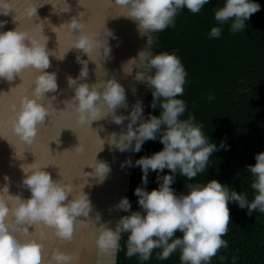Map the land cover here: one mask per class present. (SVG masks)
<instances>
[{
  "label": "clouds",
  "instance_id": "1",
  "mask_svg": "<svg viewBox=\"0 0 264 264\" xmlns=\"http://www.w3.org/2000/svg\"><path fill=\"white\" fill-rule=\"evenodd\" d=\"M208 3L209 0H114L121 16L136 22L138 31L144 36L174 26L179 10L186 8L197 14ZM68 10L67 7L64 12ZM259 10L260 5L254 0H224L223 6L215 10V20L221 25L231 20V31L235 33L245 29V21ZM9 11H13V3L0 0V13L7 15ZM22 14L29 20L39 19L37 7L27 0ZM59 27L66 29L70 37L68 49L60 57L47 49L48 37L43 35L42 25L35 32L18 27L0 32V79L10 82L26 70L37 73L32 82V98H21L20 106L10 121L13 133L28 145L35 141L46 117L56 112L50 101L47 105L41 102L45 100L46 93L58 89L56 73L46 71L51 67L49 56L63 60L66 53L75 49L94 62V54L110 57L108 38L116 39L105 24L103 32H87L85 21L79 18V14ZM55 28L53 26V32ZM221 32V27H212L209 36L219 38ZM76 61L82 67L76 78L67 77V84L74 95L65 101L62 111L70 109L69 114H74L75 122L90 129L94 121L109 120L122 125L128 120L126 130L113 132L106 139L111 148L120 152H140L145 141H155L159 137L162 150L137 159L135 165L142 171L144 185L148 183L149 170L159 173L168 169L172 173L158 175L160 183L156 189L146 191L137 187L134 195L138 197L140 210L121 216L114 228L108 227L110 221L100 223V214L95 213L92 225L96 232L95 247L100 255L109 258L110 264H115L122 233H127L125 254L128 258L138 255L140 260L148 261L153 250L160 249L157 258L166 260L179 249L181 264H207L221 248L228 247L222 237L227 234L231 221L230 201L237 202L241 209L247 208L248 215L257 210L264 213V152L256 154L254 165H248V171L255 178L251 183L255 192L251 202L246 193L229 191L215 179L202 185L186 184L187 194L177 195L171 187L177 173L189 181L205 173L210 156L218 150V146L202 132L203 126L194 123V116L181 119L186 103L177 97L184 93L187 73L175 54L165 52L153 56L142 50L137 58L128 60L123 66L126 75H131L133 69L141 65L154 69L151 75L138 72L135 75V80L146 83L151 89V106L156 108V101H159V114H149L147 119L143 117L140 101L132 106L128 116L117 115V109L128 108L123 86L114 78L91 85L78 83L88 77V61L82 60L80 55L76 56ZM208 99L211 101L215 97L210 95ZM100 130H104L103 126ZM59 134L55 139L57 143ZM101 141L98 152L105 144V140ZM78 145L75 149L83 152ZM68 151L71 150L64 152ZM125 164L131 167L132 161L126 160ZM86 166L92 171L86 173L87 180L79 191L71 181H54L43 170L48 165L41 166L34 161L20 166L24 174L22 186L30 191L31 196L23 199L10 195L7 187L0 189V264H73V257L59 250L45 257L43 243L36 239H21V236L30 235L29 227L44 225L60 240L73 239L75 226L84 223L77 218H90L89 213L93 212L91 200L83 191L84 186L89 184V178L98 184L103 183L111 172L109 164L97 160L96 155L94 162ZM130 208L126 197L115 205L116 210L125 213H129ZM177 232L182 235L177 237Z\"/></svg>",
  "mask_w": 264,
  "mask_h": 264
},
{
  "label": "water",
  "instance_id": "2",
  "mask_svg": "<svg viewBox=\"0 0 264 264\" xmlns=\"http://www.w3.org/2000/svg\"><path fill=\"white\" fill-rule=\"evenodd\" d=\"M10 2L13 3V11H9L7 15L0 13V22H3L0 32L14 30L16 27L35 32L42 25L43 35L48 37L46 47L56 57L62 56L68 49L70 39L67 30L59 26L78 14L79 18L85 21L87 32H103L105 24L116 37L108 38L110 57L104 58L103 55L94 54L92 59L95 63L75 49L66 53L63 60L49 56L51 67L46 71L56 73L58 89L56 92L46 93L45 100L41 102L47 105L50 101L56 112L51 117H46L44 125L40 126L39 133L31 145L19 140L11 129L10 121L20 106L21 98L24 96L32 98V82L37 73L34 70H26L10 82L0 79V189L7 187L10 195H18L23 199L30 198V191L22 186L24 174L20 166L34 161L41 166L48 165L43 170L48 172L54 181L62 179L64 182L71 181L76 191L85 184L86 173L92 171L86 165L94 162L95 155L97 160L107 162L111 168L103 183L98 184L89 178V184L84 186L83 191L91 200L93 212L89 213L90 218H77L84 223L75 226L71 241L58 239L52 230L44 225L29 227L30 235L21 236V239H36L43 243L45 257L59 250L71 255L73 264H110L109 258L100 255L95 247L96 232L92 225L95 223V213L100 214V223L110 221L111 223H108L110 228H114L116 222L123 216V211L116 210L115 205L128 193L136 152L131 150L120 152L111 148L106 139L113 132L120 133L126 130L129 121L125 120L122 125H116L109 120L94 121L91 124L92 129L87 125H78L74 114H69L70 109L62 111L66 106L65 101H69L74 95V91L67 84V77L76 78L79 75L82 66L77 63L76 56L80 55L82 60L88 61V77L78 83L85 82L91 85L114 78L125 89L128 104L127 109L119 108L116 114L128 116L132 106L140 101L143 117L146 119L149 87L146 83L135 80V75L137 72L144 73L145 76L151 75V70L141 65L137 69L134 68L131 75H126L123 66L128 60L137 58L142 50L153 55L151 44L155 33L142 35L136 22L121 16L114 0H27L37 7L38 20L35 17L29 20L22 14L26 0ZM67 7L69 10L64 12ZM53 26L57 27L54 29L56 33L52 31ZM127 67L125 65V70ZM101 126L103 131L100 130ZM59 132L57 143L55 139ZM101 139L105 140V144L103 150L98 152L102 145ZM77 145L83 148V152L75 149ZM65 150L71 151L64 152ZM129 159L132 161L131 167L125 164Z\"/></svg>",
  "mask_w": 264,
  "mask_h": 264
},
{
  "label": "trees",
  "instance_id": "3",
  "mask_svg": "<svg viewBox=\"0 0 264 264\" xmlns=\"http://www.w3.org/2000/svg\"><path fill=\"white\" fill-rule=\"evenodd\" d=\"M254 2L260 10L245 21V29L235 33L231 31V20L223 25L215 20V10L223 6L224 0H209L197 14L181 9L174 26L155 32L153 56L175 54L187 73L184 93L177 97L186 103L181 119L194 116V123L202 125L205 136L218 146L205 173L191 181L175 174L171 187L177 195L187 194L186 184L202 185L215 179L229 191L246 193L249 202L254 197L251 183L255 178L248 165H254L256 154L264 152V0ZM212 27L222 28L219 38L209 36ZM210 95L215 99L209 101ZM147 98L146 119L160 111L159 101L156 108L151 106L150 88ZM162 148L159 137L145 141L141 151L136 152V160ZM165 174L172 173L168 169L159 173L149 170L148 183L144 185L142 171L135 165L126 195L131 208L123 216L140 210L134 190L158 188L157 176ZM228 207L231 221L222 237L228 247L221 248L207 264H264V213L257 210L248 215L247 208H239L235 201H230ZM126 240L127 233H122L115 264H181L179 249L166 260L157 258L160 249H154L148 261L140 260L138 255L128 258Z\"/></svg>",
  "mask_w": 264,
  "mask_h": 264
}]
</instances>
